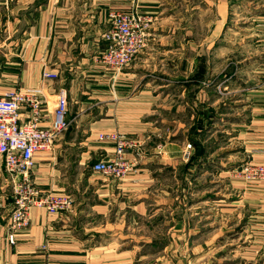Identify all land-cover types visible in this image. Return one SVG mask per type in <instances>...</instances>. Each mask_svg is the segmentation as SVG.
<instances>
[{"label":"crops","instance_id":"1","mask_svg":"<svg viewBox=\"0 0 264 264\" xmlns=\"http://www.w3.org/2000/svg\"><path fill=\"white\" fill-rule=\"evenodd\" d=\"M191 2L0 0V92H38L44 104L42 127L49 129L58 94L66 91L70 128L51 151L37 155L33 177L39 189L75 200L73 210L64 214L33 210L29 227L17 233L12 245L8 241L11 187L0 160V264L143 262L145 254L140 248L146 240L128 237L126 229L133 220L149 222L165 211L173 216L176 205L158 197L161 193L170 200V190L159 189V177L163 170L174 177L181 171L192 172L193 162L183 160V151L194 117L167 121L163 113L187 112V107H173L169 101L177 94L184 97L191 84L212 76L209 50L222 46L231 0H201L203 23L209 28L208 35L216 33V42H209L207 36L197 45L190 35ZM113 12H134L153 19L146 49L117 77L97 62L105 49L103 35L110 28ZM257 17L260 25L256 29L263 43L264 11ZM46 71L59 78H45ZM255 74L256 80L264 81V65ZM194 97L203 104L206 91L197 90ZM245 98L250 109L245 144L254 154L253 160L264 163V85L249 89ZM30 115V109H24L22 121H28ZM107 132L124 134L139 145L128 155L136 160L138 169L122 183L92 171L97 162L113 154L110 145L98 141ZM238 191L243 196L236 207L249 213L244 256L249 264H264V183H238ZM169 221L170 231L175 230L174 217ZM171 232L176 242L177 234ZM128 242L137 244L130 250Z\"/></svg>","mask_w":264,"mask_h":264},{"label":"rangeland","instance_id":"2","mask_svg":"<svg viewBox=\"0 0 264 264\" xmlns=\"http://www.w3.org/2000/svg\"><path fill=\"white\" fill-rule=\"evenodd\" d=\"M191 4L193 43L197 45L207 36L209 42H216V33L208 35L209 28L203 23L205 14L200 9L204 4L201 0H192ZM228 9L222 46L209 50L212 76L191 84L190 93L184 97L177 94L169 101L170 106L187 107V112L163 113L167 121L171 118L188 121L194 117L187 142L194 148L189 161L193 162L189 165L192 172L181 171L174 177L169 170H163L159 177V189L170 190V200L160 193L158 201L175 204L173 216L165 211L149 222L133 220L130 229H126L128 237L146 240L140 248L145 254L141 264H249L248 256H244L249 243V213L236 205H240L243 196L238 183H262L248 181V169L264 163L253 160L255 156L245 144L244 126L250 117L245 95L249 89L264 85V81L256 80L255 74L264 65V42H260L261 35L256 29L264 0H231ZM197 90L206 91L205 103L199 104L194 97ZM195 143L205 149L197 159L200 150ZM137 169L136 165L132 174ZM170 217L177 224L172 232L167 225ZM184 222L186 226L182 225ZM169 231L177 234L176 242ZM136 244L127 245L132 250Z\"/></svg>","mask_w":264,"mask_h":264},{"label":"built area","instance_id":"3","mask_svg":"<svg viewBox=\"0 0 264 264\" xmlns=\"http://www.w3.org/2000/svg\"><path fill=\"white\" fill-rule=\"evenodd\" d=\"M152 23V17L134 12L111 13L110 28L103 35L105 49L97 58L98 64L113 71L116 77L120 75L146 49ZM44 77L57 80L59 75L46 71ZM26 108L30 109L31 115L28 121L23 122L22 113ZM43 111V101L36 91L0 92V160L11 187L9 199L13 211L8 219V241L12 245L16 243L17 233L29 227L33 210L43 209L51 215H59L71 212L75 205L72 196L41 190L35 183L33 172L37 155L51 151L70 128L66 91L58 94L55 118L49 129L42 127ZM98 141L110 145L113 154L97 162L92 171L119 182L125 181L137 165L136 160L132 161L128 155L138 150L139 145L119 132L102 133ZM193 149L191 143L186 144L183 152L185 162L191 160ZM139 153L138 157H141ZM247 176L249 182L264 183V164L250 167ZM0 208H3L2 202Z\"/></svg>","mask_w":264,"mask_h":264},{"label":"trees","instance_id":"4","mask_svg":"<svg viewBox=\"0 0 264 264\" xmlns=\"http://www.w3.org/2000/svg\"><path fill=\"white\" fill-rule=\"evenodd\" d=\"M195 145H196V147H198V149L200 150L199 154L196 156V159H197V157H200V156H201L200 154H202L203 151H204L205 149H204L203 145H201V144L195 143ZM191 159H192V158H191ZM196 159H195V160H196Z\"/></svg>","mask_w":264,"mask_h":264}]
</instances>
